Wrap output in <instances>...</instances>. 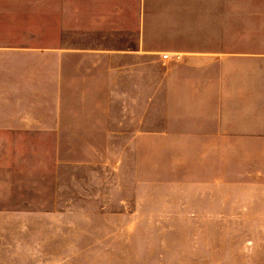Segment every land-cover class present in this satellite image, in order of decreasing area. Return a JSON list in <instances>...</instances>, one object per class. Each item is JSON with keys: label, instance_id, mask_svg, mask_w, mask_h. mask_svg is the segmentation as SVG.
Segmentation results:
<instances>
[{"label": "crops", "instance_id": "0c3cea01", "mask_svg": "<svg viewBox=\"0 0 264 264\" xmlns=\"http://www.w3.org/2000/svg\"><path fill=\"white\" fill-rule=\"evenodd\" d=\"M4 1L49 2V32L0 31V189L38 171L41 136L56 151L59 136L104 134L106 117L108 135L191 140L207 182L264 183V0Z\"/></svg>", "mask_w": 264, "mask_h": 264}, {"label": "rangeland", "instance_id": "374dc122", "mask_svg": "<svg viewBox=\"0 0 264 264\" xmlns=\"http://www.w3.org/2000/svg\"><path fill=\"white\" fill-rule=\"evenodd\" d=\"M48 4L0 0V31L47 36ZM41 63L43 82L48 55ZM93 106H80L87 132L97 131ZM100 123L104 134L59 136L56 151L41 136L38 171L0 189V264H264V183L207 182L191 140L123 125L108 135L111 118Z\"/></svg>", "mask_w": 264, "mask_h": 264}, {"label": "built area", "instance_id": "2783aa9c", "mask_svg": "<svg viewBox=\"0 0 264 264\" xmlns=\"http://www.w3.org/2000/svg\"><path fill=\"white\" fill-rule=\"evenodd\" d=\"M162 58H163L164 60H166V59L168 58V56H167V55H163Z\"/></svg>", "mask_w": 264, "mask_h": 264}]
</instances>
